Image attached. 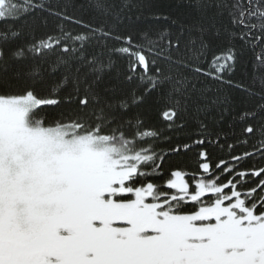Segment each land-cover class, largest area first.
I'll use <instances>...</instances> for the list:
<instances>
[{
  "label": "snow or ice",
  "instance_id": "6c2138e0",
  "mask_svg": "<svg viewBox=\"0 0 264 264\" xmlns=\"http://www.w3.org/2000/svg\"><path fill=\"white\" fill-rule=\"evenodd\" d=\"M261 162L264 0H0V264H264Z\"/></svg>",
  "mask_w": 264,
  "mask_h": 264
},
{
  "label": "trees",
  "instance_id": "16d2710c",
  "mask_svg": "<svg viewBox=\"0 0 264 264\" xmlns=\"http://www.w3.org/2000/svg\"><path fill=\"white\" fill-rule=\"evenodd\" d=\"M154 3L158 6V7H162L163 8V11H164V14L167 15L169 11L172 12L173 16H175L177 13H178V5L180 3V0H154ZM77 14H80V15H84L85 17H87L88 13L87 12H78ZM150 19V17H141L139 21H137V24L139 27L145 29L149 35H148V38L149 39H152V40H155L157 38L156 36V32L158 30H160V28L162 27L161 25H150L147 23V20ZM132 20H136V16L133 15L132 16ZM125 23L127 24L128 21H125ZM144 33H141L140 36L141 38L143 37ZM146 43V41H144ZM224 94H229L228 93V90L225 88L224 89ZM232 96L236 97L237 99H239L240 97V93L238 92H235V91H232L230 93ZM237 133H239V129H237ZM231 142V141H230ZM164 150L167 151V147L164 146ZM244 147H240L238 146L236 148V153L239 154V153H242L244 151ZM249 150H250V147H249ZM220 155H223L225 156V158H227V153L226 152H217L214 154V158L215 156H220ZM262 164H264V162H261ZM247 166V165H245Z\"/></svg>",
  "mask_w": 264,
  "mask_h": 264
}]
</instances>
